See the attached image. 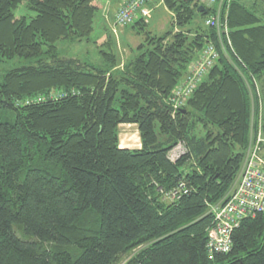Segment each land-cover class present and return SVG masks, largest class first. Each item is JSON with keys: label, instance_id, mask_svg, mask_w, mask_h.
Returning a JSON list of instances; mask_svg holds the SVG:
<instances>
[{"label": "trees", "instance_id": "1", "mask_svg": "<svg viewBox=\"0 0 264 264\" xmlns=\"http://www.w3.org/2000/svg\"><path fill=\"white\" fill-rule=\"evenodd\" d=\"M102 1L0 0V63H36L0 75V264H264V213L240 223L229 253L205 248L258 106L264 120V24L230 0L218 45L215 30L191 27L213 11L206 0H163L171 30L153 35L138 17L121 26L140 37L132 55L102 52L95 68L59 46L89 40ZM208 44L218 59L174 109ZM120 125H136L139 149L120 147ZM181 182L189 193L166 199Z\"/></svg>", "mask_w": 264, "mask_h": 264}, {"label": "built area", "instance_id": "2", "mask_svg": "<svg viewBox=\"0 0 264 264\" xmlns=\"http://www.w3.org/2000/svg\"><path fill=\"white\" fill-rule=\"evenodd\" d=\"M148 1L127 0L118 9L115 15V24L127 26L138 17L148 19L150 14L146 8ZM229 2L230 0H206L207 6L211 7L213 11L204 22L206 27L217 32L219 38H227V41L229 31L226 27L225 13ZM217 59V50L211 44H208L199 53L196 61L189 66V74L174 87L171 101L174 109L184 106L199 82L208 75ZM34 101L40 102L41 98ZM250 147H252V143ZM251 149L249 148L247 151L240 178L231 193L225 200L209 208L213 218L212 225L207 230L205 246L209 259L215 255L229 253L232 248L233 233L240 223L247 218H254L258 214L264 213V161L258 155L257 146L253 150ZM179 150V147L173 150L171 157H177ZM188 193L186 184L181 182L165 197L169 200H178Z\"/></svg>", "mask_w": 264, "mask_h": 264}, {"label": "rangeland", "instance_id": "3", "mask_svg": "<svg viewBox=\"0 0 264 264\" xmlns=\"http://www.w3.org/2000/svg\"><path fill=\"white\" fill-rule=\"evenodd\" d=\"M236 1H238L240 4L245 6L248 10L253 12L254 15H256L259 18L260 23L264 24V0H236ZM16 14L18 16H28V17L34 16L33 13L27 10L25 5H21L18 8ZM202 19L203 18L201 17H196L195 20L191 23V27H194L197 25H200V26L204 25L203 21L205 19L203 20ZM148 22L150 23L147 25L146 30L150 31L153 35L162 36L167 31L171 30L173 19H172L170 12L164 8V5H161L160 8H157L154 11V13L152 14V17H149ZM100 35L101 33H98L97 31L94 30L89 40L67 41V42H63L62 44H60L59 47H60V50L64 53V55H66L67 57L76 58L78 59V61H80L81 63H85L88 66L100 68V67H103L102 65L104 64V58L102 56V52H110L112 49V48H108L101 44L102 41L98 40ZM229 38L230 36H228V39ZM120 39H121L120 41L123 43L122 44L123 46H132V44L135 45L136 42L140 41V37H138L134 31L132 32L130 28L126 31L125 34L120 35ZM225 40L227 41V38L217 39L218 45H219V42L221 45V43H223ZM113 52L118 55V52L116 51L115 48ZM35 64L36 63L34 60H25V59H19V58H15L13 60H8V61H3L0 63V75L6 73L9 70L19 68L21 66H28V65H35ZM257 111H258L257 114L256 113L254 114V126L253 127L255 130V134H254V138H252V141H251L252 147H250L251 146V143H250L249 148H252L251 150H253L255 146H257V150L259 149L258 155L264 161V153H262V147H263L262 145L264 144V130H262V127L264 125V120H263L262 107L258 106ZM119 133H120L119 136H121V134H124V129L123 128L119 129ZM125 133L127 137L131 135L132 136L134 135L133 138L138 137V134L134 130V128L125 130ZM246 155L247 153L245 154V156ZM245 156L242 162V168L240 169L239 174L237 176L238 178H240V175L243 169V165L246 159ZM237 181L235 182V184L237 183Z\"/></svg>", "mask_w": 264, "mask_h": 264}, {"label": "crops", "instance_id": "4", "mask_svg": "<svg viewBox=\"0 0 264 264\" xmlns=\"http://www.w3.org/2000/svg\"><path fill=\"white\" fill-rule=\"evenodd\" d=\"M126 1L127 0H103L101 4L102 7L100 11L97 13L95 21H94V25H93L95 28L94 30L97 31L98 33H101L98 40L102 41L101 43L102 45L108 48H112L111 49L112 51L114 50V48L116 49V51L118 52V57L120 59L121 64H123L132 55L130 49H134L138 46V42H136L135 45L132 44V46H123L122 45L123 43L120 41L121 40L120 35L125 34L129 28L128 27L122 28V27L115 26L116 12L119 9V7H121ZM161 5H164L163 0H149L146 3V8L148 9L150 13V17H152V14L154 13V11L157 8H160ZM164 8L168 10L165 7V5H164ZM170 14L172 16L171 12ZM149 23L150 22H148V24ZM133 31L134 30H132V32ZM122 128L124 129V134H121V136H119L120 147L125 148V149H139L140 148V138H139L136 125H120L119 129H122ZM130 128H134V130L137 132L138 134L137 138H133L132 135L128 137L125 135L126 134L125 130L130 129ZM262 146H263L262 153H264V144Z\"/></svg>", "mask_w": 264, "mask_h": 264}, {"label": "water", "instance_id": "5", "mask_svg": "<svg viewBox=\"0 0 264 264\" xmlns=\"http://www.w3.org/2000/svg\"><path fill=\"white\" fill-rule=\"evenodd\" d=\"M203 11H204L203 7H200V8L198 9V12H203Z\"/></svg>", "mask_w": 264, "mask_h": 264}, {"label": "bare ground", "instance_id": "6", "mask_svg": "<svg viewBox=\"0 0 264 264\" xmlns=\"http://www.w3.org/2000/svg\"><path fill=\"white\" fill-rule=\"evenodd\" d=\"M133 137H134V135H133ZM134 142V141H133ZM137 142V141H136ZM136 144V143H135Z\"/></svg>", "mask_w": 264, "mask_h": 264}]
</instances>
